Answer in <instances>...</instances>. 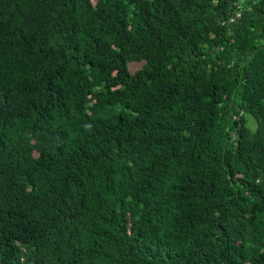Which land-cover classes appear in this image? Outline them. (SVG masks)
Listing matches in <instances>:
<instances>
[{"label":"trees","instance_id":"trees-1","mask_svg":"<svg viewBox=\"0 0 264 264\" xmlns=\"http://www.w3.org/2000/svg\"><path fill=\"white\" fill-rule=\"evenodd\" d=\"M0 264H264V0H0Z\"/></svg>","mask_w":264,"mask_h":264},{"label":"rangeland","instance_id":"rangeland-1","mask_svg":"<svg viewBox=\"0 0 264 264\" xmlns=\"http://www.w3.org/2000/svg\"><path fill=\"white\" fill-rule=\"evenodd\" d=\"M143 65V63L141 64H137V63H131L130 64V69L132 71H136L137 69H139L141 66ZM248 120H249V127L251 128L252 131H256L257 129V123H256V120L251 117V116H248Z\"/></svg>","mask_w":264,"mask_h":264}]
</instances>
